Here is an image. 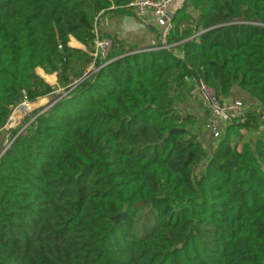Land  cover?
<instances>
[{"label":"trees","instance_id":"obj_1","mask_svg":"<svg viewBox=\"0 0 264 264\" xmlns=\"http://www.w3.org/2000/svg\"><path fill=\"white\" fill-rule=\"evenodd\" d=\"M132 1L0 0V130L54 98L0 157V264H264V154L245 139L264 123V0L199 1L172 17L169 49L106 33L111 62L72 88L100 17ZM199 79L223 104L234 86L258 103L211 152L177 107Z\"/></svg>","mask_w":264,"mask_h":264},{"label":"rangeland","instance_id":"obj_2","mask_svg":"<svg viewBox=\"0 0 264 264\" xmlns=\"http://www.w3.org/2000/svg\"><path fill=\"white\" fill-rule=\"evenodd\" d=\"M199 1L201 0H190L191 5H189V7L184 11L180 10L183 8L184 3L179 0H173L169 9L170 17H173L174 12L179 13V16H183L184 14V17H187L186 15L191 14L193 18L196 17L199 11V7H197ZM133 19H135L136 23H138L140 27L138 33H140L139 37L142 38L143 41L149 42L153 38L156 39V37H158L156 35L159 33L158 35H160V37L156 43L159 41L161 42L158 45L162 43L164 37H162V30L159 27L156 26V30H154L152 27L145 25L142 20H139L136 16L133 17ZM57 89L58 90L55 91V94L61 95L63 93L62 96H64L67 92V90H64L62 86L58 87ZM181 94L182 96L177 101V107L190 111L197 116V124L195 127L197 130H199L201 139L203 140L205 146L208 147L211 144V146L208 147V151L211 152L216 145L215 138H213L211 132H218L220 135L224 127L228 125L229 120H219L212 114L205 101L201 98L197 90V85L194 81H188V83L183 87ZM247 95L254 99L250 94L247 93ZM46 96H48L47 100L43 99V97ZM46 96L40 97L36 100H29V109L27 108L26 110H23L22 107H20L22 105L19 104L13 110L9 123L4 129L0 130V150L3 148L6 141H9L16 132L21 131L28 124L26 123L27 118L32 115L34 111H38L42 107L46 108L54 101V98L51 97V95ZM228 103L230 104L232 102L228 101L227 104ZM32 120L33 119H31V121ZM245 133V139L250 141L257 148H262L264 154V123L259 121L258 127L256 129ZM199 169L200 168L196 170L197 173Z\"/></svg>","mask_w":264,"mask_h":264},{"label":"built area","instance_id":"obj_3","mask_svg":"<svg viewBox=\"0 0 264 264\" xmlns=\"http://www.w3.org/2000/svg\"><path fill=\"white\" fill-rule=\"evenodd\" d=\"M172 2L173 0H135L128 4L127 7L131 8L140 19H150L153 23H155V25L161 27L162 37H164L160 45L144 50H137L135 52L151 51L155 49H169L172 46L178 44H170L167 42V35L173 26V22L169 14V9L171 7ZM94 35L95 37L91 50V55L93 59L91 61V64L84 73L83 77L79 81H75L72 83V88L78 85L82 80H85L89 78L92 74L98 72L112 60L111 58H109V55L112 50L113 41L110 37L105 36L101 33L98 23L95 25ZM196 85L201 98L205 101L212 114L217 119L232 121L235 117H241L242 121L244 120V106L242 101L238 100L234 103L223 104L220 102L214 89L208 86L204 81H202L201 79L196 80ZM28 102L29 100L25 99L22 104L20 103V105H22L20 107H22L23 110H26L29 107ZM49 106H51V104ZM48 107H46L44 110H46ZM29 122H31V120ZM211 133L214 138H217L219 135L218 132L213 131ZM15 136L11 137L9 141L5 142V145L0 150V157L10 147Z\"/></svg>","mask_w":264,"mask_h":264},{"label":"crops","instance_id":"obj_4","mask_svg":"<svg viewBox=\"0 0 264 264\" xmlns=\"http://www.w3.org/2000/svg\"><path fill=\"white\" fill-rule=\"evenodd\" d=\"M179 1H184V0H179ZM173 12V11H172ZM170 14V12H169ZM176 13L174 12V15ZM173 15V16H174ZM137 17L139 20L140 19L135 12L131 13H114L113 11H109L105 14H103L100 19H99V29L102 34H111V35H116L117 37L123 39L125 42L128 44H137L139 46H148V45H153L156 44L158 38L160 35H156V39H152L151 41H143L142 38L139 37L140 33L138 31L140 30V27L138 23H136L135 19L133 17ZM172 18V16H171ZM126 20V21H125ZM134 20V21H133ZM142 22L147 25L152 27L154 30H156V26L159 27L158 25H155L150 19L142 20ZM142 26V25H141ZM161 29V27H159ZM162 30V29H161ZM69 45L71 47L75 48H80L83 50H87V47L77 41L73 36L70 37ZM37 74L42 77L48 84L52 86H59L58 85V77L57 73H52V74H47L43 69L37 68L36 69ZM60 87V86H59ZM58 89H56L57 91ZM48 96L43 97V99L47 100ZM229 101L235 102L237 100L243 101L246 107H250L252 105L258 104L255 99L250 98L245 91L240 89L238 86H234L230 97L228 98Z\"/></svg>","mask_w":264,"mask_h":264},{"label":"water","instance_id":"obj_5","mask_svg":"<svg viewBox=\"0 0 264 264\" xmlns=\"http://www.w3.org/2000/svg\"><path fill=\"white\" fill-rule=\"evenodd\" d=\"M74 81L72 80V83H73Z\"/></svg>","mask_w":264,"mask_h":264}]
</instances>
